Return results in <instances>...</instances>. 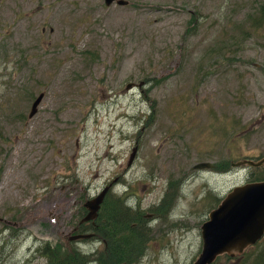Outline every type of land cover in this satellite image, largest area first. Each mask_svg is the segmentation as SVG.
<instances>
[{
  "label": "rangeland",
  "instance_id": "374dc122",
  "mask_svg": "<svg viewBox=\"0 0 264 264\" xmlns=\"http://www.w3.org/2000/svg\"><path fill=\"white\" fill-rule=\"evenodd\" d=\"M129 1L0 0V264H189L219 199L264 179L230 165L264 156V0Z\"/></svg>",
  "mask_w": 264,
  "mask_h": 264
},
{
  "label": "water",
  "instance_id": "95a60500",
  "mask_svg": "<svg viewBox=\"0 0 264 264\" xmlns=\"http://www.w3.org/2000/svg\"><path fill=\"white\" fill-rule=\"evenodd\" d=\"M105 5L116 4L127 6L129 0H104ZM140 83H128L126 90L140 87ZM44 93H39L31 104L28 117L36 112ZM137 152L133 147L129 156L128 165L131 164ZM232 167L247 165L260 167L264 165V156L253 160L244 158L230 162ZM208 161L194 164L193 169L211 168ZM106 186L95 197L85 202L88 211L81 221L95 219L100 203L108 191ZM202 247L198 256L189 264H216L219 256L234 257L242 254L249 246L256 244L264 236V179L250 181L232 187L220 200L216 207L208 212L207 219L201 224ZM87 234L75 235L70 239L85 238ZM125 264V263H119Z\"/></svg>",
  "mask_w": 264,
  "mask_h": 264
},
{
  "label": "trees",
  "instance_id": "16d2710c",
  "mask_svg": "<svg viewBox=\"0 0 264 264\" xmlns=\"http://www.w3.org/2000/svg\"><path fill=\"white\" fill-rule=\"evenodd\" d=\"M258 19V21H259V23H260V26L262 25V23L264 22V16H260V18H257ZM107 202V201H106ZM105 205H106V203L103 205V209L101 210V212L103 211L104 212V210L106 211V212H108V213H111V211H113L114 210V204L113 203H110L109 202V205L107 206V208H105ZM105 208V209H104ZM117 210L119 211V208H118V206H117ZM106 216L105 215H100V218L101 219H104ZM90 226H91V228H93V226L90 224ZM90 228V227H89ZM262 238H264V236L262 237ZM261 238V239H262ZM258 242H260V240L258 241ZM258 242L256 243V244H254V245H252V246H249L242 254H240V255H236V256H234V257H230V256H228V255H222V256H219L218 258H217V260L218 259H220V258H223V257H225L226 259H228V260H232V261H235V260H239V261H241V264H264V248H262L261 250H258V251H256V252H254L255 254L254 255H252V250H253V248L254 247H256L257 246V244H258ZM83 257V256H82ZM217 260H216V264H217ZM238 261V262H239ZM237 262V263H238Z\"/></svg>",
  "mask_w": 264,
  "mask_h": 264
},
{
  "label": "flooded vegetation",
  "instance_id": "af4514ba",
  "mask_svg": "<svg viewBox=\"0 0 264 264\" xmlns=\"http://www.w3.org/2000/svg\"><path fill=\"white\" fill-rule=\"evenodd\" d=\"M264 166V165H263ZM213 167V166H212ZM262 167V166H261ZM192 169H193V167H192ZM220 169H222V166L220 167ZM194 170H196V169H194ZM111 186V185H110ZM109 190H110V188H109ZM109 190L106 192V194H105V196H104V198H103V201L100 203V207H99V209H98V211H97V215H96V217H95V219L92 221L91 220V222H90V224L93 226V228H84L82 231H79V229L76 231V230H74L73 229V231H75V232H73V236H75V235H81V234H87V235H89V236H91V235H93L94 233L92 232L94 229H96V230H100L101 228H102V226H104V222H103V220L104 219H101L100 218V215H101V210L103 209V205L106 203V199H107V193L109 192ZM226 195V194H225ZM224 195V196H225ZM224 196H222L220 199H219V201H218V203L220 202V200L224 197ZM159 213V212H158ZM80 239H83V238H78V239H74V240H80Z\"/></svg>",
  "mask_w": 264,
  "mask_h": 264
},
{
  "label": "bare ground",
  "instance_id": "6f19581e",
  "mask_svg": "<svg viewBox=\"0 0 264 264\" xmlns=\"http://www.w3.org/2000/svg\"><path fill=\"white\" fill-rule=\"evenodd\" d=\"M249 159H252V158H249ZM253 160H256V159H253ZM248 167H251V166H248ZM126 205H127V203H126ZM132 207V206H131ZM119 236H121V234H119Z\"/></svg>",
  "mask_w": 264,
  "mask_h": 264
}]
</instances>
